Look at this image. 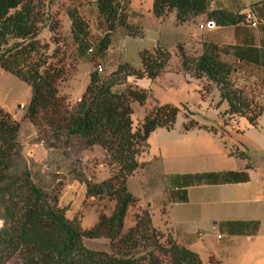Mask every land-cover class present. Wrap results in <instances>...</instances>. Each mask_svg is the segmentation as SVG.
Wrapping results in <instances>:
<instances>
[{
  "label": "trees",
  "instance_id": "1",
  "mask_svg": "<svg viewBox=\"0 0 264 264\" xmlns=\"http://www.w3.org/2000/svg\"><path fill=\"white\" fill-rule=\"evenodd\" d=\"M210 1L151 0L150 11L153 16L162 17L172 10L176 21L203 11L220 23L239 19V14L225 9L208 8ZM129 3L130 0H94L95 25L99 30L93 43L88 24L76 6H67L69 33L75 42L72 52L66 42L57 44L64 38L58 32L56 18L46 23L52 47L37 37L47 17L46 0H0V68L29 85L25 116L36 125L38 113H42L46 125L62 132L63 142L74 136L81 148L98 143L114 164L102 179L79 178L84 183L85 196L105 195L114 200L109 212L99 210L96 220L84 227L77 215H66V206L57 203L58 193L45 191L32 178L22 159L19 122L0 106V264L16 252L21 264H202L194 249L151 223L146 206L134 211L133 222L123 226L128 206L137 201L126 187V177L139 165L138 155L147 147L149 131L156 126L171 127L181 109L170 101L156 102L132 122L130 101L143 103L147 89L125 78H153L168 60L169 50L158 43L139 48V65L121 61L102 73L96 62L74 103L62 100L57 93L55 81L66 62L73 64L70 55L76 58L88 52L94 62L95 56H101L107 48L117 26L125 34H141L139 24L128 20ZM220 51L229 52L237 60L261 63L254 46L206 42L197 55L187 54L180 44L177 46L180 67L210 80L217 87L219 98L226 101L220 116L243 115L254 123L263 102L252 103V98L233 82L229 76L232 66L219 57ZM121 83V87L113 88ZM201 89L202 97L208 92V83H202ZM183 115V129L199 126L215 130L212 125L198 122L189 111ZM83 236H104L108 249L85 245Z\"/></svg>",
  "mask_w": 264,
  "mask_h": 264
},
{
  "label": "crops",
  "instance_id": "2",
  "mask_svg": "<svg viewBox=\"0 0 264 264\" xmlns=\"http://www.w3.org/2000/svg\"><path fill=\"white\" fill-rule=\"evenodd\" d=\"M150 1L136 0L134 5L130 0V14H142V8L152 15ZM85 5L90 7L89 15L86 14ZM75 6L88 27L91 25L89 17L95 22L94 0L76 3ZM214 7L239 14V19L230 23L212 19L211 26L199 27L198 22L211 19L206 11L183 21H176L173 11H170L175 23L184 27L187 34L189 44H181L184 52L197 55L206 42L254 46L260 64L237 60L229 52H219L221 59H234L244 65L245 68L238 71L242 73L241 76H254L247 68L264 69V0H211L208 8ZM64 15L69 31L70 20L66 12ZM250 20L255 23L250 24ZM110 51L109 43L101 58L97 59L107 72L116 65L109 59L107 64L103 61ZM76 59V67L69 80H72L71 85L75 84L76 92L73 94L78 98L87 82L82 85L80 78L87 77L88 80L92 63L86 61L85 53ZM125 80L147 89L143 103L130 101L132 122L140 118L147 107L162 101L175 103L182 111H188L189 107L201 111L208 107L215 110L218 106V114L216 122L210 123L216 127L215 130L199 126L183 129L174 121L171 127L156 126L149 131L147 147L138 155L139 165L125 180L127 189L137 197V201L135 205L128 206L123 226L133 222L134 211L146 206L151 223L164 233H169L176 241L194 249L202 264H264V165L254 166L249 159L250 148L264 156V102L254 123H249L243 115H235L229 118L231 122L223 124L218 115L227 106L226 101L220 98H217L218 104L207 101L209 90L213 87L217 90V87L204 76L196 77L183 70L179 55L172 62L170 54L153 78L127 75ZM204 82L212 84H208V92L201 97ZM65 94L68 97L73 95L70 89ZM27 101L24 100V103ZM0 106L8 110L4 103L0 102ZM197 121L208 124L204 119L198 118ZM220 124L225 129L219 128ZM25 126L33 132V123L25 122ZM21 128L20 124L19 132ZM21 144V151L40 163L37 170H43V154L46 152L42 141L31 139ZM83 150V160L90 165L87 169L91 172V167L94 169L92 174L85 173L84 176L92 180L106 177L109 174L107 163L98 161L100 166L94 167L92 162L89 164L95 155L107 156L104 148L93 143ZM82 197H85L84 183L73 178L61 183L57 203H69L68 208L71 205L77 208ZM78 198L80 200L76 201ZM85 198L95 199L94 196ZM112 206L103 211L109 212ZM97 214L93 204L87 205L79 216L81 225L86 227L92 224ZM66 215H72L67 214V208Z\"/></svg>",
  "mask_w": 264,
  "mask_h": 264
},
{
  "label": "rangeland",
  "instance_id": "3",
  "mask_svg": "<svg viewBox=\"0 0 264 264\" xmlns=\"http://www.w3.org/2000/svg\"><path fill=\"white\" fill-rule=\"evenodd\" d=\"M90 1L91 0H46L44 10L47 14V17L44 19L43 24L41 25L40 30L37 33V37L40 40H47L49 47H52L54 43L49 40L51 31L47 28L46 23L51 22L54 20V18H56L58 21V32L64 38L62 39L63 43L61 42V40H59V43L57 42V44H64L66 42V44H69V49L72 51L74 49L75 42L71 40V35L67 29V23L65 19L66 17L64 15L65 9L67 6H71L73 4L75 5L76 3H89ZM135 2L136 0H133L132 4L135 5ZM85 8L86 14L89 15L90 7L87 5ZM140 10L142 14H130L129 12L128 20L134 21L135 23L139 24V26L141 27V34L128 35L123 32L122 27L117 26L113 30L110 38L111 51L106 57V60H103L106 64L107 60L109 59V61H112V63L127 61L136 66V64L139 63L137 54L138 49L142 47H151L156 43L166 47L169 50L171 54V61L173 62V60L178 55L177 46L179 44H189V41L187 40V34L184 31V27L182 28V26L175 23L172 14L169 11H167L162 17H155L150 13L145 12L144 9L142 10V8ZM88 21L89 23H91L88 28L91 34L90 40H92L93 43L95 35L98 34L97 29L99 30V28L95 25L94 21L90 20V17L88 18ZM93 28L94 31H91V29ZM85 54L86 61H91L92 66H94L96 62H99L97 61L98 58H101V56H95L96 59H94V62H92L89 53L86 52ZM70 58L73 64L69 65L66 62L62 74H60V76L57 77L55 81V85L57 88V93L62 100L68 101L69 103H74L77 100V98H75V95L73 94L76 92V87L75 84L71 85L72 80H69V78L70 74L76 67L75 63L77 62V59L73 55H70ZM67 60H69V58H67ZM228 62L232 66V69L229 72V76L233 80V82L240 86L246 92L247 96H250L252 98V103L264 102V79L261 78L264 77V69H259L258 67H255L256 69L254 67L247 68L248 72L253 73L254 76L245 78L246 76H241L242 73H238L240 69L245 68L242 63L236 62L234 59H230L228 60ZM99 64L102 69L98 71L101 73L106 71V69L103 68L102 64ZM80 80L83 85L87 81V77L82 79L80 78ZM208 84L210 85L211 83ZM69 89L70 94H73L70 97L66 96L65 94V91ZM29 90V85L25 81H23L13 73L0 68V102L4 103V105L8 108L7 111L11 114V116L19 122V125H22L21 131H18L19 142L25 143L27 141H30L31 139H37L41 140L45 147L46 153L43 154V170H37V166L40 165V163L34 160L28 154H24V152L21 151L22 159L28 166L30 174L36 181V183H38V185H40L45 191L57 194L61 183L70 181L73 178L79 179L80 177H84L85 173L87 175H89L90 173L92 174L94 169H92L91 167L92 172L87 169V166L90 165H87L83 160L82 152L84 151V148H81L79 146L76 137L71 136L69 141L63 142L62 140H64V135L62 134V132L57 128H50L48 125H46L43 118L41 117L42 113H38V116L35 120V123L37 124H33V132L27 130L25 122H30V119H28L24 114L26 104L24 103V100L28 99ZM217 94V90L214 87L212 88V90L210 89L206 97L207 101H213L218 104L217 100L219 99V96H217ZM187 110L195 119H204V121L208 122V125H212L213 127H215L210 123L216 122L218 106L215 110L210 107L206 108L203 111L199 110V108L196 107H189L187 108ZM183 113L184 110H180L176 114L174 120L175 124H180L181 126L182 121L185 118ZM219 116L220 114L218 115V117ZM231 117H235V115L224 114L220 116L223 124L226 122H231L229 119ZM223 124H220L219 128L222 127V129H225V127H223ZM21 143L20 145L22 146ZM249 154V159L252 165H264V156L261 155L258 151L250 148ZM92 160L93 159H90L89 164H91L90 162H92L93 167L96 165L100 166V164H98V161L107 163L109 173L114 168V164L108 160L107 156L95 155L94 160ZM84 167H86L85 171ZM85 197L80 198L81 200L79 198L76 200H80V207L76 208L75 206L71 205V207L68 208L69 203H67V205L64 204L67 208V214H75L79 218V216L82 214V210L89 204H93L94 208L99 211L110 208L114 202L113 198H109L105 195L94 196L95 199L91 200H88ZM82 240L83 243L87 246L108 249L107 239L104 236H83ZM2 264H21L19 254L17 252L14 253Z\"/></svg>",
  "mask_w": 264,
  "mask_h": 264
},
{
  "label": "built area",
  "instance_id": "4",
  "mask_svg": "<svg viewBox=\"0 0 264 264\" xmlns=\"http://www.w3.org/2000/svg\"><path fill=\"white\" fill-rule=\"evenodd\" d=\"M255 21L254 20H250V24H254ZM213 24V20L212 19H204L200 22H198V26L202 27V26H211Z\"/></svg>",
  "mask_w": 264,
  "mask_h": 264
}]
</instances>
